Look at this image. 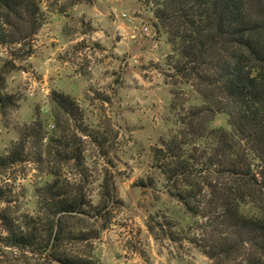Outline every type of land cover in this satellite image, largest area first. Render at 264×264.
<instances>
[{
	"label": "trees",
	"instance_id": "obj_1",
	"mask_svg": "<svg viewBox=\"0 0 264 264\" xmlns=\"http://www.w3.org/2000/svg\"><path fill=\"white\" fill-rule=\"evenodd\" d=\"M67 1L75 5L94 0ZM150 1L156 26L169 36L174 75L203 100L177 113L175 134L156 147V168L170 195L198 219L202 248L213 264H264V56L256 59L260 67L250 68L228 47L240 0ZM66 6L60 0H0V45L27 46L30 56L31 41L47 11L64 12ZM17 59L0 66V107L15 99L5 91L4 74ZM178 108L175 97L171 109ZM76 111L80 107L70 95L55 91L54 121L59 125L64 119L68 127H57L45 144L43 135L33 133L43 131L45 123L32 122L26 125L29 133L8 154H0V170L19 164L26 160V137H37L46 149L36 153L35 164L42 169L48 165L52 177L36 188L33 211L5 205L11 201L0 186V264H100L93 255L94 241L109 226L106 210L119 198L115 184L110 188L107 183L99 202L92 200L85 184V153L69 134ZM220 115L228 117L227 127H213ZM73 120L76 130L91 135L78 117ZM66 165L79 180L63 173ZM136 184L152 187L154 181Z\"/></svg>",
	"mask_w": 264,
	"mask_h": 264
},
{
	"label": "rangeland",
	"instance_id": "obj_2",
	"mask_svg": "<svg viewBox=\"0 0 264 264\" xmlns=\"http://www.w3.org/2000/svg\"><path fill=\"white\" fill-rule=\"evenodd\" d=\"M60 1L67 5L65 11H47L44 25L31 41L30 56L27 46L0 45V66L18 57L15 67L4 74L5 91L15 99L0 107V154H8L29 133L26 125L32 122L45 123L43 131H33L45 137V144L57 127H68L64 119L56 124L51 111L55 91L70 95L80 107L75 117L91 132L85 136L76 130L75 117L71 118L69 134L85 153L89 175L85 184L92 200L99 202L107 183L110 188L115 184L119 198L106 210L109 226L94 241L97 261L213 264L203 251L198 219L170 195L164 175L156 168V147L175 134L177 113L203 100L171 69L169 36L156 26L154 2L94 0L71 5ZM175 97L177 110L171 109ZM220 126H228L226 115L213 124ZM29 136L26 160L0 170V186L5 200L11 201L5 205L19 211H33L36 188L52 180L48 165L42 169L34 161L46 146ZM63 173L72 181L78 175L67 165ZM141 179H152L154 185L137 186Z\"/></svg>",
	"mask_w": 264,
	"mask_h": 264
},
{
	"label": "clouds",
	"instance_id": "obj_3",
	"mask_svg": "<svg viewBox=\"0 0 264 264\" xmlns=\"http://www.w3.org/2000/svg\"><path fill=\"white\" fill-rule=\"evenodd\" d=\"M231 27L234 36L229 38V49L245 58L248 67H260L256 59L264 56V0H240Z\"/></svg>",
	"mask_w": 264,
	"mask_h": 264
},
{
	"label": "built area",
	"instance_id": "obj_4",
	"mask_svg": "<svg viewBox=\"0 0 264 264\" xmlns=\"http://www.w3.org/2000/svg\"><path fill=\"white\" fill-rule=\"evenodd\" d=\"M124 18H127V19H130L131 17H130V15H128L127 13H123V15H122ZM148 27L147 26H144V31H148Z\"/></svg>",
	"mask_w": 264,
	"mask_h": 264
}]
</instances>
